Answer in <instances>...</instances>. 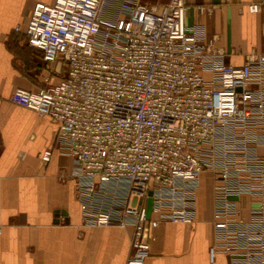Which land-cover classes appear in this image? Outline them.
I'll return each instance as SVG.
<instances>
[{"label":"built area","instance_id":"2783aa9c","mask_svg":"<svg viewBox=\"0 0 264 264\" xmlns=\"http://www.w3.org/2000/svg\"><path fill=\"white\" fill-rule=\"evenodd\" d=\"M105 2L36 1L24 32L64 72L10 96L57 123L83 223L134 225L125 264H145L155 227L196 220L210 170V261L224 252L232 264H264V53L227 62L203 25L186 24L187 0H121L116 20L101 16ZM249 9L262 14L264 31V0ZM244 194L255 202L249 219Z\"/></svg>","mask_w":264,"mask_h":264},{"label":"crops","instance_id":"0c3cea01","mask_svg":"<svg viewBox=\"0 0 264 264\" xmlns=\"http://www.w3.org/2000/svg\"><path fill=\"white\" fill-rule=\"evenodd\" d=\"M36 1L54 0H0V264H125L134 225L83 223L77 182L69 174L72 158L58 148L57 123L10 98L16 88L37 89L64 72L24 32ZM120 1L106 0L101 16L116 20ZM187 1L186 24L203 25L205 41L223 50L227 62L242 64L264 53L262 14L249 9L257 0ZM49 148L50 160L43 161ZM208 196L205 203L197 199L194 222L165 220L155 227L145 264H232L224 252L210 261L209 247L217 241L213 179ZM239 204L249 219L253 198L241 195Z\"/></svg>","mask_w":264,"mask_h":264},{"label":"rangeland","instance_id":"374dc122","mask_svg":"<svg viewBox=\"0 0 264 264\" xmlns=\"http://www.w3.org/2000/svg\"><path fill=\"white\" fill-rule=\"evenodd\" d=\"M212 181V173L210 170H204L202 173V185L198 190L197 199L204 202L207 201V196L209 193L210 184ZM209 197V196H208Z\"/></svg>","mask_w":264,"mask_h":264},{"label":"water","instance_id":"95a60500","mask_svg":"<svg viewBox=\"0 0 264 264\" xmlns=\"http://www.w3.org/2000/svg\"><path fill=\"white\" fill-rule=\"evenodd\" d=\"M60 69H61V63H58V70H60ZM151 202H152V199L149 198V200H148V211H150V208H151Z\"/></svg>","mask_w":264,"mask_h":264}]
</instances>
